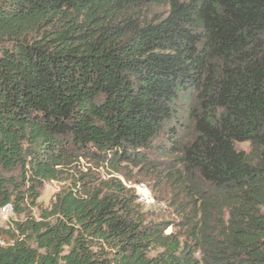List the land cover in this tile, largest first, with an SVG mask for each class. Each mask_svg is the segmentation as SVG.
Wrapping results in <instances>:
<instances>
[{
  "label": "trees",
  "instance_id": "1",
  "mask_svg": "<svg viewBox=\"0 0 264 264\" xmlns=\"http://www.w3.org/2000/svg\"><path fill=\"white\" fill-rule=\"evenodd\" d=\"M6 203L0 264H264V0H0Z\"/></svg>",
  "mask_w": 264,
  "mask_h": 264
},
{
  "label": "rangeland",
  "instance_id": "2",
  "mask_svg": "<svg viewBox=\"0 0 264 264\" xmlns=\"http://www.w3.org/2000/svg\"><path fill=\"white\" fill-rule=\"evenodd\" d=\"M236 147L238 149L248 151L249 143L248 142H239L236 143ZM83 161H81V165ZM132 180L126 182V185L132 187L137 196L138 202L141 204L142 209L147 213L148 218L150 219H164L170 221L172 223L177 222V217L172 212V209L168 207L166 200H160V197L163 194L161 190H152V186L148 184V182L143 179L142 176L136 173V169H132ZM61 183L57 181H47L44 182L40 189V196L37 202L41 206H47L49 204L50 198L52 195L59 190L61 187ZM156 196H159V199H156ZM33 214L36 216V208L32 210ZM7 215H2L0 213V225L6 226L12 219L17 218V216L12 212L9 206H6ZM174 230L173 226H168L165 230L166 233ZM4 243H6L7 239L5 237H0ZM155 254L151 252L150 255Z\"/></svg>",
  "mask_w": 264,
  "mask_h": 264
},
{
  "label": "built area",
  "instance_id": "3",
  "mask_svg": "<svg viewBox=\"0 0 264 264\" xmlns=\"http://www.w3.org/2000/svg\"><path fill=\"white\" fill-rule=\"evenodd\" d=\"M8 204L9 203H6V204H4L3 206L0 207V213L2 215H7V213H6V205H8ZM3 244H4V242L2 240H0V245H3Z\"/></svg>",
  "mask_w": 264,
  "mask_h": 264
}]
</instances>
